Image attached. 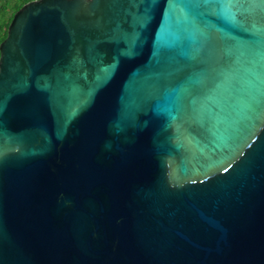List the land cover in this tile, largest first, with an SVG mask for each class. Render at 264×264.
Listing matches in <instances>:
<instances>
[{
    "label": "water",
    "instance_id": "95a60500",
    "mask_svg": "<svg viewBox=\"0 0 264 264\" xmlns=\"http://www.w3.org/2000/svg\"><path fill=\"white\" fill-rule=\"evenodd\" d=\"M0 264H264V0L19 9Z\"/></svg>",
    "mask_w": 264,
    "mask_h": 264
},
{
    "label": "trees",
    "instance_id": "16d2710c",
    "mask_svg": "<svg viewBox=\"0 0 264 264\" xmlns=\"http://www.w3.org/2000/svg\"><path fill=\"white\" fill-rule=\"evenodd\" d=\"M30 1L32 0H0V44L6 39L16 12Z\"/></svg>",
    "mask_w": 264,
    "mask_h": 264
}]
</instances>
